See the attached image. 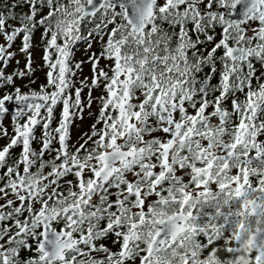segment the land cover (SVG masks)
I'll return each mask as SVG.
<instances>
[{
  "label": "snow or ice",
  "instance_id": "obj_1",
  "mask_svg": "<svg viewBox=\"0 0 264 264\" xmlns=\"http://www.w3.org/2000/svg\"><path fill=\"white\" fill-rule=\"evenodd\" d=\"M0 9V264H264V0Z\"/></svg>",
  "mask_w": 264,
  "mask_h": 264
},
{
  "label": "flooded vegetation",
  "instance_id": "obj_2",
  "mask_svg": "<svg viewBox=\"0 0 264 264\" xmlns=\"http://www.w3.org/2000/svg\"><path fill=\"white\" fill-rule=\"evenodd\" d=\"M5 2H7V3H11V0H0V3H5ZM0 10H2V9H0ZM21 10H26V6H25L24 9H17V11H21ZM38 36H39V33H38V32H37V34H36L35 36H33V38H32V44H33V45H36ZM94 41H95V40H94ZM0 42H2V41H0ZM19 43H20L19 38H17V39L15 40L14 44L11 46V50H13L14 52H17V46L19 45ZM93 45H94V47H95L96 43H93ZM96 47H97V46H96ZM96 47H95V48H96ZM95 48H93V49H95ZM33 50H38V51H40L39 47H33L32 51H33ZM81 50H83V51L85 50V44H84L83 41H79V42L76 43V45H75V47H74V53H73V58H74V59H76L75 57L78 55V53L81 52ZM16 55H17V56L15 57V59H16V60H19V62H20V63H19V68L22 69V68H23V64H24V56H23V54H20V53H18V52H17ZM33 61H34L33 67H35L36 64L41 63L40 60H35L34 58H33ZM8 65H11L12 67L9 68L8 70L4 69L5 73H7V72H11V71L13 70V68L16 67L15 60H10V62H9ZM38 72H43V73H44V69H43V67L37 69V70L32 74V78H33L34 81H35L34 83H32V84L30 85V87H31L32 89H37L38 86H39V84L43 83L44 80H45V77H44V74H43V75H42V78H44V80L41 81V82H37V83H36V81H38V78H37V73H38ZM27 79H28L27 77H26L25 79H23V80L18 79V80H17V83L22 82V84H20V85H25V84H27ZM26 90H27V88H25V87H23V86L21 87V91H26ZM9 91H11L10 88H9ZM0 94H3V89H2V88H0ZM85 94H86V93H85ZM92 94H93V96H95V95L97 94V92L94 90ZM92 103H94V107H92V111L95 112V111H96V107H97L96 101L93 100ZM9 105H10V106H9ZM9 105H8V107H9V110H10L11 107H12V104H9ZM57 111H58V110H57ZM10 120H11V112H10V111H9V113H8L7 115H0V122H2L5 126L8 127V129H9V133H11ZM21 122H22V121H21ZM90 122H91V120H90V118H88V122H84V121H83V122H80V121H78V122L74 123L73 126H72V137H73V139H75L76 136H77L80 132L84 131ZM37 132H39V129H37ZM5 142H6V140H5L3 137H0V145L4 144ZM33 147H36V145L34 144ZM17 150H18V149H13L14 152L17 151ZM0 203H2V201H0Z\"/></svg>",
  "mask_w": 264,
  "mask_h": 264
},
{
  "label": "rangeland",
  "instance_id": "obj_3",
  "mask_svg": "<svg viewBox=\"0 0 264 264\" xmlns=\"http://www.w3.org/2000/svg\"><path fill=\"white\" fill-rule=\"evenodd\" d=\"M0 41H2V38H0ZM93 43H96L95 41H93ZM97 46V44L95 45V47ZM92 47L93 48H95L94 47V45L92 44ZM40 55H41V52L40 51H38V50H33L32 51V56H33V58L35 59V60H40ZM17 56V55H16ZM76 59H86V57H85V55H84V51L83 50H81V52L80 53H78V55L75 57ZM12 66L11 65H8L5 69L6 70H8L9 68H11ZM44 73L43 72H38L37 73V78H38V81H36V83L37 82H41V81H43L44 80V78H42V75H43ZM87 75H89V65L87 64V63H85L83 66H82V72L80 73V76H87ZM17 84H22V82H20V83H17ZM92 107H94V103H92ZM78 122V121H77ZM84 122H88V118H86L85 120H84Z\"/></svg>",
  "mask_w": 264,
  "mask_h": 264
},
{
  "label": "trees",
  "instance_id": "obj_4",
  "mask_svg": "<svg viewBox=\"0 0 264 264\" xmlns=\"http://www.w3.org/2000/svg\"><path fill=\"white\" fill-rule=\"evenodd\" d=\"M8 73V72H7ZM19 78H16V83H17V80H18ZM9 90V89H8Z\"/></svg>",
  "mask_w": 264,
  "mask_h": 264
},
{
  "label": "water",
  "instance_id": "obj_5",
  "mask_svg": "<svg viewBox=\"0 0 264 264\" xmlns=\"http://www.w3.org/2000/svg\"><path fill=\"white\" fill-rule=\"evenodd\" d=\"M10 106V105H9Z\"/></svg>",
  "mask_w": 264,
  "mask_h": 264
}]
</instances>
